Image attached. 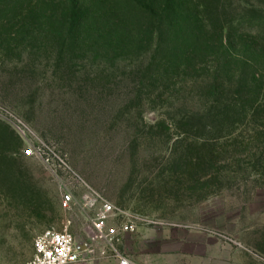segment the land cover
I'll use <instances>...</instances> for the list:
<instances>
[{
	"label": "rangeland",
	"instance_id": "obj_1",
	"mask_svg": "<svg viewBox=\"0 0 264 264\" xmlns=\"http://www.w3.org/2000/svg\"><path fill=\"white\" fill-rule=\"evenodd\" d=\"M61 1L0 0V264L29 261L50 228L91 243L94 253L76 264H117L91 239L96 209L78 204L87 188L74 174L123 212L111 224H137L120 248L138 264H264V114L209 118L217 101L236 99L241 72L264 75L250 48V33L264 32V0H201L222 7L218 17L200 14L208 35L227 27L233 57L213 51L168 77L150 65L159 40L108 62L61 47L49 9L24 27L34 8ZM259 90L250 85L238 102ZM41 142L42 158L26 155ZM63 185L75 203H63Z\"/></svg>",
	"mask_w": 264,
	"mask_h": 264
},
{
	"label": "trees",
	"instance_id": "obj_2",
	"mask_svg": "<svg viewBox=\"0 0 264 264\" xmlns=\"http://www.w3.org/2000/svg\"><path fill=\"white\" fill-rule=\"evenodd\" d=\"M110 1L62 0L59 4H64L63 9L60 5L50 2L48 4L50 8H34L35 16H30L33 17L30 18L33 23L24 27L29 30L31 26L41 22L40 19L47 15L46 9H49L52 13L48 15L47 20L57 31L52 33V36L61 47L86 54L90 48L93 54L104 57L108 62H116L123 53L133 54L142 50L147 43L159 40L156 43L158 52L156 57L151 59L150 65L165 69L163 73L166 77L169 76L170 68L180 69L184 66L181 65L184 60L189 63V67L196 69V60L198 58L205 60L213 51L221 50L227 58L233 57L234 51L231 38L226 33L227 27L219 23L217 28L219 36L208 35L206 30L208 25L200 14L208 10L218 17V9H222L216 4L218 1L210 5L202 3L201 0H116L117 6L110 4ZM261 28L258 33L254 31L250 33L255 41L250 48L258 64L264 67V32ZM240 38L243 39L242 36ZM159 51H162L161 55L165 58L157 61ZM168 54L171 55L173 62L168 63ZM238 80L236 99L217 101L221 104L211 109H218L217 114L209 118L227 113L249 116V110L256 115L264 114V75L260 76V71L256 69L252 71L247 69L241 72ZM257 83L260 85L257 97L252 96L254 98L252 101L249 99L247 104L245 102L240 104L239 98L240 100L243 97L249 98V86L255 87ZM213 85L217 91L218 78Z\"/></svg>",
	"mask_w": 264,
	"mask_h": 264
},
{
	"label": "built area",
	"instance_id": "obj_3",
	"mask_svg": "<svg viewBox=\"0 0 264 264\" xmlns=\"http://www.w3.org/2000/svg\"><path fill=\"white\" fill-rule=\"evenodd\" d=\"M17 127L22 130L24 123L18 120ZM46 146L43 142L37 145L30 144L25 149L26 155L42 158ZM46 161L49 162L50 158L47 157ZM73 177L80 185L87 188L81 202L79 200L78 204L88 210L96 209V215L91 220V225H89L91 239L103 240L109 252L116 258L117 264H138L126 256L120 248L123 235L135 232L138 228L137 224L129 218H123L120 224H111V221L121 217L123 212L113 203L103 198L100 193L89 187L77 174H74ZM63 189V203L65 205L75 203L76 197L73 189L67 185H63ZM34 245L35 253L33 257L23 264H76L82 261L87 262L90 255L94 253L91 243H88L85 248H81L76 236L71 232L54 228L38 234Z\"/></svg>",
	"mask_w": 264,
	"mask_h": 264
}]
</instances>
